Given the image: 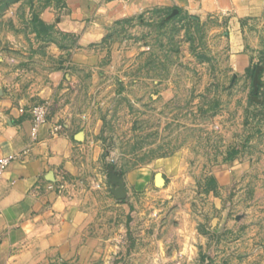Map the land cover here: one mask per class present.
I'll return each mask as SVG.
<instances>
[{"label": "rangeland", "instance_id": "rangeland-1", "mask_svg": "<svg viewBox=\"0 0 264 264\" xmlns=\"http://www.w3.org/2000/svg\"><path fill=\"white\" fill-rule=\"evenodd\" d=\"M82 7L0 0V85L88 132L78 192L108 204L112 176L128 186L106 251L86 264H264V14L241 21L237 52L225 14L155 8L89 43L99 18ZM57 70L62 84L41 99Z\"/></svg>", "mask_w": 264, "mask_h": 264}, {"label": "crops", "instance_id": "crops-1", "mask_svg": "<svg viewBox=\"0 0 264 264\" xmlns=\"http://www.w3.org/2000/svg\"><path fill=\"white\" fill-rule=\"evenodd\" d=\"M81 1L82 11L93 14L97 9L99 18L96 32L86 35L89 43L99 39L102 29L115 20L158 8L200 17L227 15L232 46L239 52L244 48L241 21L264 14V0ZM64 76L62 70L51 73L39 97L52 101L54 88L62 84ZM28 103L13 98L0 85V156L24 152L0 179V264H24L25 258L41 253L86 264L90 257L103 256L105 242L110 240L109 228L129 203L111 193L106 204L96 192L85 195L78 192L79 187L73 188L85 178L91 137L57 113L39 128L34 139V107ZM56 123L63 124L58 133L52 130ZM98 176L93 177L92 189L100 186Z\"/></svg>", "mask_w": 264, "mask_h": 264}, {"label": "built area", "instance_id": "built-area-1", "mask_svg": "<svg viewBox=\"0 0 264 264\" xmlns=\"http://www.w3.org/2000/svg\"><path fill=\"white\" fill-rule=\"evenodd\" d=\"M50 117V108L46 104H40L38 106H35L33 108V126H32V137L35 139L39 128L48 123ZM63 129V124L56 123L52 130L55 133H58L60 130ZM24 152H14L8 155H2L0 156V179L2 178L4 172L7 170V168L10 166L12 162L19 159Z\"/></svg>", "mask_w": 264, "mask_h": 264}, {"label": "water", "instance_id": "water-1", "mask_svg": "<svg viewBox=\"0 0 264 264\" xmlns=\"http://www.w3.org/2000/svg\"><path fill=\"white\" fill-rule=\"evenodd\" d=\"M173 13H176L173 12ZM111 179L117 184V186H114L111 188V192L113 193V195L118 199V200H123L126 198L127 196V190L125 187V182L122 178H118L116 176H112ZM156 180V184L159 186L162 184L163 179L162 176L160 174H157L155 177Z\"/></svg>", "mask_w": 264, "mask_h": 264}, {"label": "trees", "instance_id": "trees-1", "mask_svg": "<svg viewBox=\"0 0 264 264\" xmlns=\"http://www.w3.org/2000/svg\"><path fill=\"white\" fill-rule=\"evenodd\" d=\"M216 182V179L215 178H212V183Z\"/></svg>", "mask_w": 264, "mask_h": 264}]
</instances>
